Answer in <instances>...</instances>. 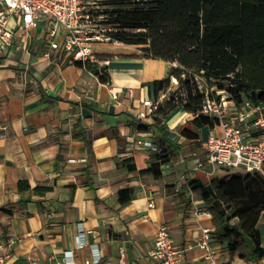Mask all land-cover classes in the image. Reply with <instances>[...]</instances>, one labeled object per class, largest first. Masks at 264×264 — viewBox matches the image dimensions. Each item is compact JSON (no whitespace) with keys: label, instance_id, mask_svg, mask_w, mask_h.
Wrapping results in <instances>:
<instances>
[{"label":"crops","instance_id":"obj_1","mask_svg":"<svg viewBox=\"0 0 264 264\" xmlns=\"http://www.w3.org/2000/svg\"><path fill=\"white\" fill-rule=\"evenodd\" d=\"M44 36L41 27L31 28L0 48V245L15 240L0 251L9 253L6 264L60 262L67 253L72 264L96 254L101 264H117L121 249L129 261L156 264L147 255L160 224L177 246H191L180 264H252L216 239L204 201L189 186L214 177L207 167L195 169L212 128L197 127L172 100L180 87L155 97L153 82L175 64L123 43L96 45L97 63L60 51L46 57ZM144 100L163 115L137 120ZM155 163L159 178L146 173ZM194 206L204 210L198 217ZM263 216L257 228L264 249ZM204 231L208 251L197 244ZM78 239L86 245L79 248Z\"/></svg>","mask_w":264,"mask_h":264},{"label":"trees","instance_id":"obj_2","mask_svg":"<svg viewBox=\"0 0 264 264\" xmlns=\"http://www.w3.org/2000/svg\"><path fill=\"white\" fill-rule=\"evenodd\" d=\"M101 3L112 28V40L141 46L146 55L176 64L166 79L153 82L154 94L157 98L160 90L171 85V78H176L185 91L179 106L197 115L192 121L197 127L212 128L214 120L199 113L202 94L195 75L202 77L208 88L226 91L237 105L245 101L264 105V0ZM163 112L157 106L155 113ZM127 168L135 170L134 165ZM230 170L237 172L230 174ZM146 173L159 178V163ZM189 186L199 192L211 215L216 239L225 242L230 253L252 264L264 260L257 228L264 213V178L242 169L220 168L209 182L193 179ZM119 200H125L121 193Z\"/></svg>","mask_w":264,"mask_h":264},{"label":"built area","instance_id":"obj_3","mask_svg":"<svg viewBox=\"0 0 264 264\" xmlns=\"http://www.w3.org/2000/svg\"><path fill=\"white\" fill-rule=\"evenodd\" d=\"M103 9L104 6L99 0H0V48L19 32L41 27L45 32L44 42L48 47V52L44 54L46 57H49L51 51H60L74 61L78 60L84 64L97 63L96 45L119 43L110 36L112 28L107 24L108 17L102 13ZM94 10H99L96 16ZM97 71L100 75L104 74L100 68H97ZM171 79L174 85L178 84L176 78ZM195 83L202 94L199 113L214 120V126L201 142L204 158L196 160L195 169L205 170L207 167L206 173L214 175L220 168H237L264 178V105L249 101L237 105L229 99L226 91L208 88L204 79L198 75H195ZM180 92L177 91L172 96L174 102L178 103L180 99H184V93ZM112 97L116 98V95L113 94ZM156 109L157 103L144 100L142 109L136 112L135 117L143 121L153 116ZM136 145L152 147L147 141H138ZM69 162L75 160L70 159ZM203 212L201 207L194 206L192 215L198 217ZM210 240V232L204 231L197 244L200 249L208 251ZM77 241L79 248L86 245L84 240ZM14 242L11 238L7 245H0V251L8 250ZM190 247L177 246L170 237L167 225L160 224L147 257L156 264H180L182 255ZM8 258V252L0 255V264H6ZM101 262V257L96 254L94 259H87L84 264ZM72 263V254L67 253L60 262L51 261L47 264ZM117 264L137 263L129 261L126 251L121 249Z\"/></svg>","mask_w":264,"mask_h":264},{"label":"rangeland","instance_id":"obj_4","mask_svg":"<svg viewBox=\"0 0 264 264\" xmlns=\"http://www.w3.org/2000/svg\"><path fill=\"white\" fill-rule=\"evenodd\" d=\"M103 1H108V0H99V2H103ZM110 1V0H109ZM97 11H99V10H94V15L96 16V13H97ZM103 44H112L113 46H115L116 48H120V47H122L121 45H119V44H116V43H114V42H111V43H103ZM140 47V49H141V46H139ZM176 65V64H175ZM174 65V66H175ZM178 82V81H177ZM171 85L173 86L174 84H173V82H172V79H171ZM173 87H176V88H178V87H180V89H181V91H182V93H184L185 91H184V89L181 87V85H180V83H178L177 85H174ZM177 89H175L174 91H169V94H173L175 91H176ZM214 91V90H213ZM169 94H167V95H165V97L163 98L164 100L166 99V98H169L170 97V95ZM168 96V97H167ZM161 99H162V97H160ZM235 172H237V170H230L229 171V173L231 174V173H235ZM217 174H220V173H217ZM220 177L222 176V175H219ZM233 221H235V220H233ZM260 228H261V230H263L264 231V216H263V218L261 219V225H260Z\"/></svg>","mask_w":264,"mask_h":264}]
</instances>
